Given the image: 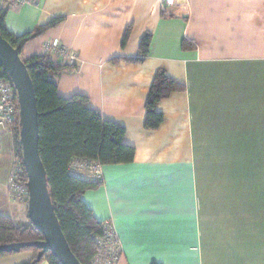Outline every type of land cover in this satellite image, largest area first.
I'll list each match as a JSON object with an SVG mask.
<instances>
[{"label":"crops","instance_id":"1","mask_svg":"<svg viewBox=\"0 0 264 264\" xmlns=\"http://www.w3.org/2000/svg\"><path fill=\"white\" fill-rule=\"evenodd\" d=\"M27 1L0 6L13 35L60 22L22 57L56 40L75 51L76 64L53 76L59 95L89 98L135 148L132 163L101 166L100 187L83 196L113 228L118 264H264V0ZM160 71L183 89L157 105L164 121L152 131L145 103ZM14 149L0 129V216L27 223V204L10 196Z\"/></svg>","mask_w":264,"mask_h":264},{"label":"trees","instance_id":"2","mask_svg":"<svg viewBox=\"0 0 264 264\" xmlns=\"http://www.w3.org/2000/svg\"><path fill=\"white\" fill-rule=\"evenodd\" d=\"M7 12L6 7H0V33L20 53L33 81L39 112L40 155L47 171V183L56 206V216L72 253L81 264H91L98 254V240L105 236L106 228L105 223L98 221L92 209L84 203L83 196L87 191L97 190L101 182L79 178L69 168L75 160L93 161L100 166L129 164L135 158V148L124 144L125 128L104 120L99 111L90 108L89 98L79 94L70 98L59 95L53 76L68 69L67 65L54 63L47 54L35 55L29 59L22 57L24 46L33 37L55 26L60 20L55 19L32 33L17 37L6 30ZM128 33L129 31L125 41ZM149 43V37L142 41V57L148 54ZM141 61L142 59L137 62ZM2 75L6 77L4 73ZM152 83L145 103V128L154 131L164 121L157 105L172 93L181 91L183 87L173 82L165 71L158 72ZM11 130L14 136L15 159L23 162L19 118ZM40 240H43V235L30 221L22 223L0 216V246ZM29 251L35 254L29 264H40L42 261L60 264L50 253H45L40 262H35L39 251L34 247L22 249L20 252ZM9 254L13 253L1 254L0 258Z\"/></svg>","mask_w":264,"mask_h":264},{"label":"water","instance_id":"3","mask_svg":"<svg viewBox=\"0 0 264 264\" xmlns=\"http://www.w3.org/2000/svg\"><path fill=\"white\" fill-rule=\"evenodd\" d=\"M0 66L3 73L11 80L17 90L19 102L20 143L23 148L22 160L27 175L29 188L28 219L41 232L40 242L5 244L0 246V255L17 253L22 249L34 247L39 253L35 262H40L45 253L55 256L60 264H81L72 253L66 240L59 219L56 216V206L47 183V171L40 155L39 112L29 75L20 53L7 42L0 33Z\"/></svg>","mask_w":264,"mask_h":264},{"label":"built area","instance_id":"4","mask_svg":"<svg viewBox=\"0 0 264 264\" xmlns=\"http://www.w3.org/2000/svg\"><path fill=\"white\" fill-rule=\"evenodd\" d=\"M27 0H0V6L14 4L15 6L26 4ZM178 0H164L165 7H172ZM164 7V8H165ZM45 54L53 59H61L65 65H75L78 61V54L66 48L58 40L48 41L44 45ZM0 66V129L12 128L19 118V102L17 101V90L11 80L2 75ZM16 160V159H15ZM69 170L75 176L91 182L102 183V168L93 161L75 160ZM10 196L14 201L26 203L29 200V188L27 175L23 162L16 160L8 179ZM105 236L98 240V254L93 258L91 264H118L121 258L119 240L109 223H105Z\"/></svg>","mask_w":264,"mask_h":264}]
</instances>
